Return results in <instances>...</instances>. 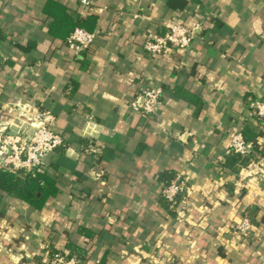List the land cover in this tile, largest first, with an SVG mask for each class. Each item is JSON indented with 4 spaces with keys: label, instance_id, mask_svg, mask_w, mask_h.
<instances>
[{
    "label": "crops",
    "instance_id": "crops-1",
    "mask_svg": "<svg viewBox=\"0 0 264 264\" xmlns=\"http://www.w3.org/2000/svg\"><path fill=\"white\" fill-rule=\"evenodd\" d=\"M48 1L93 19L91 48L48 34ZM87 1L0 0V125L40 109L63 140L49 157L56 198L37 212L0 195V264H48L50 251L84 264H264V229L245 244L234 232L253 206L264 218V136L239 173L219 167L233 133L262 132L248 104L264 101V0ZM171 20L195 33L189 48L147 54ZM144 79L165 91L148 120L127 106ZM162 173L187 182L188 209L161 208Z\"/></svg>",
    "mask_w": 264,
    "mask_h": 264
},
{
    "label": "built area",
    "instance_id": "built-area-1",
    "mask_svg": "<svg viewBox=\"0 0 264 264\" xmlns=\"http://www.w3.org/2000/svg\"><path fill=\"white\" fill-rule=\"evenodd\" d=\"M80 4L87 8L89 2L80 0ZM195 33L186 29L176 20H171L164 35H153L148 37L142 49L151 56H160L169 49L185 51L189 48ZM96 35L83 29H75L66 40V46L72 51H84L94 44ZM7 77L0 64V81ZM165 91L162 85L151 79H144L127 102L131 112L139 115L140 118L148 120L156 116L157 107L163 98ZM19 108L17 101L15 108ZM20 125L4 123L0 125V170L10 174L18 172L34 173L45 172L49 167V157L55 156L57 150L63 147V140L60 134L55 133L51 126L53 118L43 110H26L22 108ZM249 116L261 121L264 126V101L252 99L248 104ZM24 111V112H23ZM22 114V115H23ZM15 127L17 130H11ZM252 149L245 142L241 131H236L230 138L227 147V154L246 156ZM188 195L187 182L184 179H175L168 185L163 186L160 197L164 199L169 208L176 210L182 204L187 208L186 199ZM201 210V208H199ZM184 211L180 210L183 214ZM184 216L181 215L180 218ZM254 227L247 216H242L235 225L234 232L241 241H247L255 233ZM264 239V231L262 233ZM48 264H79L76 257L67 258L65 255L54 254Z\"/></svg>",
    "mask_w": 264,
    "mask_h": 264
},
{
    "label": "trees",
    "instance_id": "trees-1",
    "mask_svg": "<svg viewBox=\"0 0 264 264\" xmlns=\"http://www.w3.org/2000/svg\"><path fill=\"white\" fill-rule=\"evenodd\" d=\"M185 5L186 3L184 0H168V7L171 10L177 8L182 10ZM42 13L50 19L48 34L54 40L61 42L62 44L65 43L66 39L75 29L92 30L93 28L94 21L92 18L83 19L77 13L69 14L67 9L56 1H48L42 10ZM0 39L2 40L4 38L0 37ZM261 126L262 132L259 133L258 136L251 133L248 126L241 130L245 142L250 146L252 151L246 156L228 154L219 165L221 170H227L231 174L236 175L239 173V170L246 168L253 160H255L254 153L257 152L256 138L264 136V126ZM49 169L50 168L43 173L18 172L16 174H10L0 170V195H7L27 204L37 212L40 211L48 200L56 198L59 194L60 188L58 175L57 173H49ZM173 178V173H162L158 175V181L164 186L168 185ZM159 204L161 208L169 212L171 215L173 214L169 208V204L161 197L159 198ZM258 212L259 209L253 206L248 209L247 217L250 219L253 227H261L264 229V218L259 217ZM253 238L251 236L249 240ZM201 246V251H204V254H206V248H204L203 245ZM49 254L50 257H52L55 253L54 251H50ZM73 256L76 257L79 264L85 263V260L74 252H70L66 257L70 258Z\"/></svg>",
    "mask_w": 264,
    "mask_h": 264
},
{
    "label": "rangeland",
    "instance_id": "rangeland-1",
    "mask_svg": "<svg viewBox=\"0 0 264 264\" xmlns=\"http://www.w3.org/2000/svg\"><path fill=\"white\" fill-rule=\"evenodd\" d=\"M192 224H194V222H192ZM234 228H235V226H234ZM254 236V235H253ZM235 237H236V240L239 242V243H242V244H245L246 243V241H241V239L238 237V235H237V233H235ZM261 238V240H263V238L262 237H260ZM201 239H203V237H201V235L199 234V236L197 237V240L200 242V243H202V240ZM253 239H257V238H253ZM248 241V240H247ZM198 246V245H197Z\"/></svg>",
    "mask_w": 264,
    "mask_h": 264
},
{
    "label": "water",
    "instance_id": "water-1",
    "mask_svg": "<svg viewBox=\"0 0 264 264\" xmlns=\"http://www.w3.org/2000/svg\"><path fill=\"white\" fill-rule=\"evenodd\" d=\"M11 130L15 131V130H17V129H16L15 127H12Z\"/></svg>",
    "mask_w": 264,
    "mask_h": 264
}]
</instances>
